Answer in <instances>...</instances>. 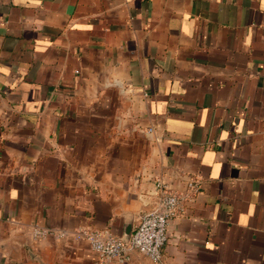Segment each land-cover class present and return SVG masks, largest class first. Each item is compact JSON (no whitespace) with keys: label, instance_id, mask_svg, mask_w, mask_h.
I'll return each mask as SVG.
<instances>
[{"label":"crops","instance_id":"crops-1","mask_svg":"<svg viewBox=\"0 0 264 264\" xmlns=\"http://www.w3.org/2000/svg\"><path fill=\"white\" fill-rule=\"evenodd\" d=\"M159 184L162 260L126 264H264V0H0V264H97L79 233Z\"/></svg>","mask_w":264,"mask_h":264},{"label":"built area","instance_id":"built-area-1","mask_svg":"<svg viewBox=\"0 0 264 264\" xmlns=\"http://www.w3.org/2000/svg\"><path fill=\"white\" fill-rule=\"evenodd\" d=\"M194 188L193 185H191ZM181 198L166 186L159 184L157 206L143 215L135 232L123 240L109 232L82 230L80 238L86 240L96 254L97 264H126L133 251H137L154 262H160L167 244L168 226L179 210ZM37 235L44 232L37 230Z\"/></svg>","mask_w":264,"mask_h":264},{"label":"clouds","instance_id":"clouds-1","mask_svg":"<svg viewBox=\"0 0 264 264\" xmlns=\"http://www.w3.org/2000/svg\"><path fill=\"white\" fill-rule=\"evenodd\" d=\"M122 83V79L119 76H109L105 81H104V86L105 87H114Z\"/></svg>","mask_w":264,"mask_h":264},{"label":"water","instance_id":"water-1","mask_svg":"<svg viewBox=\"0 0 264 264\" xmlns=\"http://www.w3.org/2000/svg\"><path fill=\"white\" fill-rule=\"evenodd\" d=\"M119 238H121V239H123V240H128L130 237H119Z\"/></svg>","mask_w":264,"mask_h":264}]
</instances>
